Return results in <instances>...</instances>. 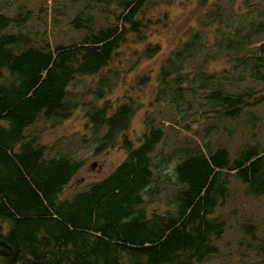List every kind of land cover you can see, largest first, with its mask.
I'll return each instance as SVG.
<instances>
[{
  "label": "trees",
  "instance_id": "16d2710c",
  "mask_svg": "<svg viewBox=\"0 0 264 264\" xmlns=\"http://www.w3.org/2000/svg\"><path fill=\"white\" fill-rule=\"evenodd\" d=\"M55 1L47 33L78 32L77 41L50 45L25 27L27 11L8 16L0 9V264H201L219 256L228 224L217 210L227 199L230 177L245 195L264 196L258 134L233 154L212 149L209 140L219 119L264 105L261 91L224 87L229 79L242 80L245 68L264 81V41L238 57L254 34L264 33V20L253 18L262 14L259 7L244 0V10L231 15L216 5L198 19L201 27L159 54L157 42L145 41L165 20L152 13L151 0ZM212 23L217 26L209 43L203 28ZM209 45L214 54L192 64ZM126 51L133 65L159 54L154 102L167 110L173 126L197 139L205 131L200 142L191 137L169 154L157 150L153 156L163 137L154 111L143 118L138 137L128 135L139 104L125 98L112 105L105 98L110 78L119 75L108 68L123 64ZM217 58L243 70L236 77L208 71L209 60ZM104 68L94 83L87 82ZM147 75L138 83H146ZM78 108L95 151L118 145L125 156L102 178L61 197L82 160L62 148L45 157L54 145L41 142L37 124L57 125ZM239 230L235 249L243 244L264 261V238H256L255 225L242 222Z\"/></svg>",
  "mask_w": 264,
  "mask_h": 264
},
{
  "label": "rangeland",
  "instance_id": "374dc122",
  "mask_svg": "<svg viewBox=\"0 0 264 264\" xmlns=\"http://www.w3.org/2000/svg\"><path fill=\"white\" fill-rule=\"evenodd\" d=\"M244 0H151L153 8L152 13L156 16L164 15L165 20L153 28L145 41L157 42L161 51L159 54L167 52L175 46L180 40L186 37L187 31H193L199 27V18L204 12L209 11L216 5L225 12L235 14L244 10ZM250 3L256 4L262 14L254 13L255 19L264 20V0H249ZM7 3V4H6ZM55 0H0V9L8 16H14L19 11H27L29 16L25 22V27L32 31H37L48 39L50 45L69 44L77 41L80 33L74 31H61L55 28L49 31L51 21V7L55 5ZM232 23V20L229 21ZM216 23L206 25L203 29L209 36L212 35ZM51 30V28H50ZM229 32L231 27H226ZM58 31V32H56ZM264 41V33L254 34L247 41L245 48L238 53L240 57L243 52H251ZM215 48L209 45L205 51L192 59V64H198L204 57V54H214ZM159 54L155 59L142 60L137 65H133L135 58L127 51L123 53L122 58H127L123 64H116L114 67L108 68L112 71H118L119 75L115 78L111 77L113 87L105 98L112 105L123 101L125 98H131L139 104V108L135 111L128 130V135L132 138L138 137L144 130L143 118L147 112L154 111L157 124L162 128L163 137L156 144V148L152 155L160 150L164 155L169 154L178 146L187 144L193 137L197 142L206 133L200 135L197 139L191 132H185L178 126H173L169 119L166 109L160 107L159 103H155V73L156 67L160 61ZM125 59H122V62ZM153 68V72L148 71ZM206 69L216 73L219 76L236 77L242 70V65L233 69V62L226 58H217L209 60ZM226 70V71H224ZM108 71L104 68L101 73L94 77H88L86 80L94 81L101 76L102 73ZM148 72V81L144 84L138 83V79L142 74ZM242 80H231L225 82L224 87L230 92H242L243 90L261 91L264 93V81L254 80L249 76V70L244 69ZM79 87V85H77ZM100 100L98 101V103ZM162 121V124L159 123ZM41 142L54 148L47 151L45 157H52L57 149H65L70 151L76 158L82 160V165L73 176L71 181L63 189L61 197H70L74 192L82 190L88 183L98 180L110 172L125 156V151L118 145L96 150L97 144L89 137L88 133L83 130V110L78 108L69 117L61 121V123L51 126L49 123H42ZM258 134V141L264 146V105L251 107L248 110L241 111L234 118H221L216 122V129L213 134L209 135L210 146L212 149L216 147H225L233 154L245 141H251V134ZM95 163L92 167L91 164ZM229 192L227 199L223 205L218 208V213L227 219V229L222 238L218 241L220 255L211 257L201 264H264L262 258L256 256L255 251L250 247L240 246L235 249L236 240L242 239L239 230L242 222H251L256 227L255 236L257 239L264 238V196H247L243 192V186L234 176L230 177L228 185ZM161 204V203H158ZM245 255H242V253Z\"/></svg>",
  "mask_w": 264,
  "mask_h": 264
},
{
  "label": "water",
  "instance_id": "95a60500",
  "mask_svg": "<svg viewBox=\"0 0 264 264\" xmlns=\"http://www.w3.org/2000/svg\"><path fill=\"white\" fill-rule=\"evenodd\" d=\"M95 165V163L93 162L92 164H91V166L93 167Z\"/></svg>",
  "mask_w": 264,
  "mask_h": 264
}]
</instances>
